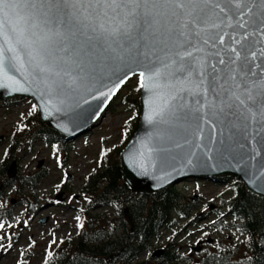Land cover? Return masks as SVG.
Wrapping results in <instances>:
<instances>
[{"label": "water", "instance_id": "1", "mask_svg": "<svg viewBox=\"0 0 264 264\" xmlns=\"http://www.w3.org/2000/svg\"><path fill=\"white\" fill-rule=\"evenodd\" d=\"M135 75L132 192L227 174L264 197V0H0V96L49 128L82 133Z\"/></svg>", "mask_w": 264, "mask_h": 264}, {"label": "trees", "instance_id": "2", "mask_svg": "<svg viewBox=\"0 0 264 264\" xmlns=\"http://www.w3.org/2000/svg\"><path fill=\"white\" fill-rule=\"evenodd\" d=\"M130 98L128 93L119 96L124 103ZM133 103L139 112L138 97ZM6 104L0 97V107ZM36 120V126L10 136L4 144L0 141V149L3 146L0 196L3 189L11 185L15 195L21 193V188L35 189L36 183L46 175L42 170L33 175L18 174L13 179L7 177V169L17 159L18 150L23 145V136L39 137L45 144L56 141L61 142L60 146L64 144V139L47 128L38 115ZM62 147L67 149V146ZM117 155L116 160L104 155L99 168L87 176L82 187V192H87L92 202L115 207V216L109 218L106 213L90 215L86 225L88 229L64 240L59 246L61 249L49 252L43 264H264V197L251 193L240 180L226 175L208 180L222 186L216 196L219 203L213 206V210H209V206L215 198L207 202L203 211L196 210L197 202L188 200L177 185H169L151 194H136L121 178L119 151ZM22 195L20 202L23 201ZM210 213L217 214L218 219L209 222V227L246 234L244 247L243 243L238 246L233 239L227 240V236V239L213 238L211 248L206 246L203 253H198L199 258L192 261L189 256L172 250L175 243L171 238L161 243V258H140L142 253L159 242L165 229H173L180 220H186L185 225L196 222ZM85 214H88L86 210ZM1 218L7 219L3 211L0 212Z\"/></svg>", "mask_w": 264, "mask_h": 264}, {"label": "rangeland", "instance_id": "3", "mask_svg": "<svg viewBox=\"0 0 264 264\" xmlns=\"http://www.w3.org/2000/svg\"><path fill=\"white\" fill-rule=\"evenodd\" d=\"M139 88V76L132 77L111 101L98 121L82 133L67 141L64 140L65 144L62 146H67V149L58 145L52 147L43 143L42 139L31 138L29 135L22 137L23 145L18 150L17 159H14L16 176L38 174L41 169L45 170L47 175L36 183L35 189L30 191L21 188V193L15 195L12 192V185L3 189L0 206L4 204L8 206L10 223L3 224L0 230L7 229L12 224H16V229L12 228L13 231L10 229L9 234L0 231V264H41L48 250L60 245L64 239L75 237L79 231L87 228L90 215L106 213L109 218L115 216V207L92 202L91 196L87 192L86 194L82 192V187L86 176L98 169L101 163L100 152H105L107 148L109 153L107 157L116 160L117 151H121L128 142L130 130L135 126L137 116L139 117L138 109L133 103L139 95ZM125 93L131 96L126 103L119 99V96ZM36 119L37 110L30 100L17 101L0 107L1 144L9 140L10 136L23 133L24 129L32 125L36 126ZM173 184L177 185L187 198L191 196L196 197L197 200L201 198L197 201V209L204 207L221 190L220 185H213L202 179L200 181L182 178ZM20 194H23L21 199L26 201L27 205L18 201ZM56 197H60L61 200H57ZM218 203V199L212 202L213 205ZM83 209H86L88 214H78ZM208 218L213 219L214 215L210 214ZM40 219L44 221L40 222ZM184 222L185 220H180L173 229L162 231L159 242L152 249L142 253L140 258L159 259L160 257H152L151 253L156 248H162L161 243L172 238L175 243L172 250H177L189 256L191 260H195L197 255L193 247L197 244L199 249L206 246L202 241L205 234H207L206 238L216 235L225 237L228 234L211 232V228L205 226L204 222L199 223L202 227L198 223L182 227ZM228 237L231 238V234ZM27 248L28 253L21 261V253Z\"/></svg>", "mask_w": 264, "mask_h": 264}]
</instances>
